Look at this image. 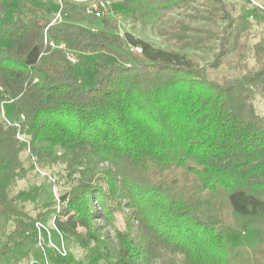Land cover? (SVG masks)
Wrapping results in <instances>:
<instances>
[{"label": "trees", "instance_id": "1", "mask_svg": "<svg viewBox=\"0 0 264 264\" xmlns=\"http://www.w3.org/2000/svg\"><path fill=\"white\" fill-rule=\"evenodd\" d=\"M61 1L66 19L94 23L75 3L83 0ZM19 5L31 17L18 14L0 25V38L12 42L0 56V105L11 103L14 119L23 117L19 131L0 121V218L13 224L0 260L28 261L29 251L15 250L37 242L39 217L20 205L29 193H12L27 174L19 132L29 137L37 165L65 166L72 186L60 197L64 207L57 212L52 201L43 214L53 211L57 232L85 252L76 264H264V118L253 106L255 93H264V8H254L255 24L263 28L249 48L254 23L234 15L232 5L173 3L193 13L187 21L161 22L158 36L178 52L218 42L213 60L198 67L174 50L90 27L51 24L43 7L23 0ZM125 41L142 47V62L128 64L119 54ZM61 43L64 48H58ZM248 48L254 59L249 67L243 58ZM66 50L96 56L94 87L78 85ZM109 57L127 67L107 64ZM234 64L243 72L239 77L211 79V71ZM204 192L221 202L208 221L193 202ZM116 212L124 216L122 232L113 228ZM65 215L84 224L85 233L67 224ZM98 220L113 229L112 236L102 233ZM253 225L259 227L252 230L255 247L228 239ZM42 233L45 259L68 264Z\"/></svg>", "mask_w": 264, "mask_h": 264}, {"label": "rangeland", "instance_id": "2", "mask_svg": "<svg viewBox=\"0 0 264 264\" xmlns=\"http://www.w3.org/2000/svg\"><path fill=\"white\" fill-rule=\"evenodd\" d=\"M26 5H32L34 7H43L44 10L49 13L48 17L53 21L57 18L58 4L57 0H23ZM106 8L103 13L102 18L95 19L92 25L88 24L86 21L75 23L71 22L64 17L63 12L60 15L59 20L55 24H59L62 27H71L74 25H80L83 27H90L93 32L107 31L110 34L120 35L125 39L129 37L132 41H140L149 44L155 50H161L164 52L176 51L170 43L164 40L162 37L158 36L156 33V28L161 22H164L166 26L169 24V19L173 20H185L187 21V15H191L193 10L185 7L172 6L180 0H105ZM224 4L227 6L232 5L235 7V14H241L244 17L250 19L254 25L251 30V36L247 42L249 48L254 45L259 39V29L263 28L255 24V6L264 8V0H223ZM86 3L78 4V8L83 10ZM172 6V7H171ZM192 6H197V4H192ZM171 7V8H167ZM26 20L31 17L27 10L19 5V0H13L7 2L5 0H0V25L15 20L17 15ZM90 18V17H89ZM191 27H201L208 28V24H203L202 22L193 23L186 22ZM223 22H218L216 30L220 31ZM12 42L7 38H0V56H4L5 51L11 46ZM62 44V43H61ZM206 48L194 50L187 49L183 52H178L179 56L184 57V61H191L198 67H206L208 63L213 60V56L217 53L216 48H218L217 41H211L207 44ZM63 44V48H64ZM124 47L118 50L119 54L127 58L128 64H133L136 62H142L143 51L141 54L137 53V49L142 47L140 45H131L128 41H125ZM249 48L246 49L244 53V62L247 66L254 64V59L251 58V53ZM70 55H72L74 62L73 67L76 75V80L78 85L83 90H88L95 86L96 76H95V66L94 60L95 55L87 53H78L74 51L66 50ZM66 52V53H67ZM67 53V54H68ZM107 64H117L122 67H127L125 64H120L117 62L116 58L109 57L106 61ZM236 63V62H235ZM127 64V65H128ZM236 64L227 67L224 65L217 70L211 71V79L223 80L224 76H236L239 77L243 72L238 70ZM37 83L42 80V75L38 74ZM253 106L256 113L264 118V93H255V98L253 100ZM5 117L7 121H23L20 120L22 117L14 119L13 117V106L11 103H3L0 105V121L5 125L7 122L3 121L2 117ZM17 138V136H16ZM18 139V138H17ZM18 141L26 145V150L21 153L20 157L23 162L24 168L27 170L25 178L18 181L13 188V195L18 192L29 193L31 198L27 201L20 203L23 206L24 211L29 213L33 218H38L37 222L40 225L41 230L46 232L48 230L50 234V244L54 245L59 253H63L64 261L68 264H76V261L83 260L85 252L78 247L75 242L62 235L61 233H56L54 231L53 225V214L45 213L47 209L45 206L47 203L55 201L56 211H60L64 204L60 202V197L65 195L72 186L69 178H67V171L65 166L62 164L49 165V166H39L37 165L35 159L31 155L28 144L29 137L25 135L20 136ZM32 166V168H31ZM190 184V182L188 183ZM193 202L198 208V211L203 215L204 220L208 221L210 216H213L219 204L220 200L216 199L213 194L207 192L201 194H195L193 197ZM94 209L97 211L100 207L93 203ZM63 219L77 232L84 234L86 227L84 224L76 223L72 215H65ZM97 226L103 228L102 233H108L112 236V228L110 226H105L103 220H98L95 222ZM36 224V225H37ZM113 228L124 231L125 230V220L123 214L116 212L113 216ZM258 225L251 226L244 233L238 235L227 234L228 239L235 244L243 245L245 247L253 248L257 245V241L252 235V230L258 229ZM13 229V224L11 222H6L4 218H0V246L4 242L6 235ZM43 234V233H42ZM43 238V236H41ZM60 246H63L61 249ZM29 251L28 261L23 260L21 264H29L30 262H36V264H51L43 256L42 250L39 248L37 243L27 244L22 248H18L15 252L22 250ZM56 251V250H55ZM11 257L2 258L0 264H9ZM102 264V262L93 263Z\"/></svg>", "mask_w": 264, "mask_h": 264}, {"label": "built area", "instance_id": "3", "mask_svg": "<svg viewBox=\"0 0 264 264\" xmlns=\"http://www.w3.org/2000/svg\"><path fill=\"white\" fill-rule=\"evenodd\" d=\"M77 5L78 4H82V3H86V5H85V7H84V9H83V12H84V14L87 16V17H90V18H95V19H97V18H102V16H103V13H104V11H105V8H106V1L105 0H83V1H77V2H75ZM57 4H58V13H57V18H55L53 21H51V24H55L56 22H57V20H59V18H60V15H61V13L63 12V10H64V5H63V3H62V1L61 0H57ZM50 45H52V43H50ZM65 47V46H64ZM58 48H63V44H59V46H58ZM67 52V51H66ZM65 52V56H66V58L69 60V61H71V62H74V59H73V57H72V55H70L68 52V54ZM141 52H142V50L140 49V48H138L137 49V53H139V54H141ZM3 118V121L4 122H7V124L8 125H12V126H14L18 131L20 130V121H7V119L3 116L2 117ZM23 119V117L20 119V120H22ZM20 136H21V134H19V132H18V134H17V138L20 140ZM36 227H37V245L39 246V248L42 250V230H41V228H43V227H41L40 225H36ZM47 233V232H46ZM48 242H49V240H48ZM49 245L54 249V250H56V252L59 254V255H61V256H63V253H59L58 252V249L54 246V245H52V244H50V242H49ZM63 247H61V249H62ZM42 253H43V250H42ZM29 264H36V262L34 261H32V262H30Z\"/></svg>", "mask_w": 264, "mask_h": 264}, {"label": "crops", "instance_id": "4", "mask_svg": "<svg viewBox=\"0 0 264 264\" xmlns=\"http://www.w3.org/2000/svg\"><path fill=\"white\" fill-rule=\"evenodd\" d=\"M46 232H47V236H48V240L51 242V240H50V234H49V232H48V230H45ZM54 231L58 234L59 232H57V230L55 229V227H54ZM61 247H63V246H60V248ZM30 253V252H29Z\"/></svg>", "mask_w": 264, "mask_h": 264}]
</instances>
